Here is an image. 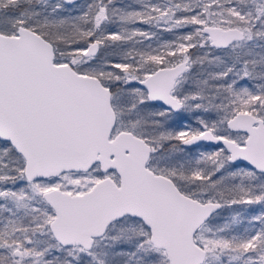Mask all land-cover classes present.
<instances>
[{
  "label": "snow or ice",
  "instance_id": "1",
  "mask_svg": "<svg viewBox=\"0 0 264 264\" xmlns=\"http://www.w3.org/2000/svg\"><path fill=\"white\" fill-rule=\"evenodd\" d=\"M0 264H264V0H0Z\"/></svg>",
  "mask_w": 264,
  "mask_h": 264
}]
</instances>
